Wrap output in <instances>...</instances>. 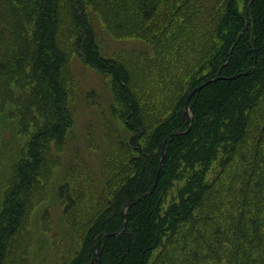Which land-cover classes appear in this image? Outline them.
Masks as SVG:
<instances>
[{
  "label": "rangeland",
  "instance_id": "374dc122",
  "mask_svg": "<svg viewBox=\"0 0 264 264\" xmlns=\"http://www.w3.org/2000/svg\"><path fill=\"white\" fill-rule=\"evenodd\" d=\"M39 1L0 0V264H78L90 226L114 202L119 182L133 177L132 159L139 158L136 150L120 147L110 128L114 125L122 133L124 124V118L116 117V110L118 116L125 113L117 83L81 59L78 30L75 23L69 25L64 7L60 13L67 22L56 23L43 1V7L31 9ZM250 1L232 5L241 19L246 20ZM68 3L61 0L59 6ZM82 3L101 56L123 67L141 119L150 125L168 118L189 81L207 75L217 43L236 39L245 23L241 26L236 18L224 24L226 5L219 6L218 17L205 21L186 0ZM38 44L53 66L48 81L35 68ZM257 120L264 117L254 124ZM253 126L245 133L247 141L234 147L240 158L231 164L224 189L221 183L213 185L214 195L198 206L185 237V253H174L175 260L264 264L259 246L264 244V126ZM43 132L38 145L34 136ZM219 161H211L204 182L216 179ZM64 183L74 199L70 208L60 196ZM112 252L105 264L113 260Z\"/></svg>",
  "mask_w": 264,
  "mask_h": 264
},
{
  "label": "trees",
  "instance_id": "16d2710c",
  "mask_svg": "<svg viewBox=\"0 0 264 264\" xmlns=\"http://www.w3.org/2000/svg\"><path fill=\"white\" fill-rule=\"evenodd\" d=\"M42 1L50 15L55 16L56 23L59 20L66 21L60 13V9L64 7L69 16V25L75 23L78 30L81 59L102 75L111 74L112 80L117 83V94L123 98L120 105L125 108V113L120 112L118 116L116 110V117L120 120L124 118L122 125L124 138L121 139L122 133L115 128L116 126L110 128L120 147L132 148L139 154L138 159H132L135 166V174L131 175L133 177H127L125 180L123 178L124 181L119 182L123 183L115 191L114 202H110L108 209L96 217L90 226L85 238V247L77 263L90 264L95 255L93 249L96 241L103 238L95 264H105L112 250L113 260L108 261V264H184L180 259H174V253L178 252L179 255L185 253L187 248L185 237L191 228L198 206L206 203L214 195L211 192L213 185L221 183V191L224 189L228 170L238 155V150L235 153L234 147L242 141L241 145L247 141L245 133H249L252 125L256 128L259 125L264 126V121L257 120L254 124L256 119L264 117V0H259L260 12H256L252 20L250 14L252 12L253 15L258 0H255L245 13L246 20L241 19L238 13L233 11L232 5L236 0H186V4L192 7L191 11L194 13L199 10L205 21L218 17L219 6L226 5L225 13L221 14V17L224 15V24L231 19L239 18L240 25L242 26L244 20V26L247 24L248 27L239 40L238 35L236 39H221L217 43L212 51L215 55L212 66L208 59L210 67L207 75L200 80L189 81L188 90L177 96L168 118L158 120L152 125L142 121L141 108L130 91L133 89L132 82L128 80V75L124 76L123 67L101 56L99 52L101 48L94 39L95 31L89 22L82 0H69V6L66 4L59 6L61 0H40L31 9L43 7ZM49 16H46V19ZM47 31L48 29H45V33ZM225 35L223 33L222 37ZM38 48L35 68L39 70V77L43 81H48L53 66L50 68L51 64L42 55L40 44L37 45L36 49ZM218 75L219 79L216 82L205 86L192 96L189 102L192 116L190 131L167 140L166 158L154 192L148 198H142L138 203L129 205L127 227L121 235L104 238L105 234L115 233L122 226L123 206L143 196L152 187L162 156L164 140L172 132L185 131L190 125L189 115L184 109L188 94L194 87ZM92 95H96V92L92 91ZM111 114L115 118L112 106ZM66 116L68 117L67 114ZM65 119V116L62 117V120ZM151 128L153 129L147 137ZM44 135L45 132L34 136L38 145ZM204 157H207L208 161ZM215 158L220 159L216 179L210 183L204 182L209 173L208 166ZM239 158L238 155L237 160ZM21 168L24 169L25 166L22 164ZM20 177L24 184L28 183L25 174H21ZM172 191L175 193L169 195ZM60 196L69 201L68 208L74 204L67 183L60 187ZM216 207L221 209L218 205ZM259 234L255 231L256 236ZM259 246L264 249L263 243Z\"/></svg>",
  "mask_w": 264,
  "mask_h": 264
},
{
  "label": "water",
  "instance_id": "95a60500",
  "mask_svg": "<svg viewBox=\"0 0 264 264\" xmlns=\"http://www.w3.org/2000/svg\"><path fill=\"white\" fill-rule=\"evenodd\" d=\"M255 0H251L249 5H248V9L247 11L250 9V7L252 6V4L254 3ZM247 29V24L244 26V28L242 29L241 33L239 34V37H238V40L241 38V36L243 35V33L245 32V30ZM231 53H232V50H231ZM230 53V54H231ZM230 60V57L228 59V61ZM219 79V75L212 79V80H209L201 85H199L198 87L194 88L190 93L189 95L187 96L186 98V102H185V106H184V109L187 113H189L190 111V108H189V102L192 98V96L196 93V92H199L202 88H204L205 86L213 83V82H216L217 80ZM188 121L190 122V125L188 127V129L186 131H180V130H177V131H174L172 132L163 142V147H162V156H161V159H160V163H159V167H158V170H157V173H156V176H155V180H154V183L151 187V189L146 193L144 194L143 196L141 197H138L136 198L133 202L129 201L126 203L125 205V208L124 210L122 211V215H123V218H124V225L122 227V230L118 231V232H115V233H110V234H106L104 235V238H109V237H112V236H116V235H121L123 233V231L125 230L126 228V225H127V209H128V206L130 204H135L137 202H139L142 198H148L155 190L156 186H157V183H158V180H159V177H160V171H161V168L163 167L164 165V161H165V158H166V143H167V140L170 138V137H173V136H177V135H182V134H187L190 129H191V126H192V116L189 115V118H188ZM102 241V239H100L98 241V244L97 246L95 247V252L97 253V250H98V246L100 244V242ZM97 256L95 255V258L94 260L90 263V264H94L95 260H96Z\"/></svg>",
  "mask_w": 264,
  "mask_h": 264
}]
</instances>
